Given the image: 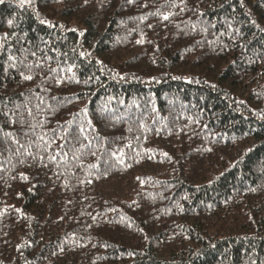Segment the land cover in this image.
Instances as JSON below:
<instances>
[{"label":"trees","instance_id":"1","mask_svg":"<svg viewBox=\"0 0 264 264\" xmlns=\"http://www.w3.org/2000/svg\"><path fill=\"white\" fill-rule=\"evenodd\" d=\"M0 264H264V0L2 3Z\"/></svg>","mask_w":264,"mask_h":264},{"label":"snow or ice","instance_id":"2","mask_svg":"<svg viewBox=\"0 0 264 264\" xmlns=\"http://www.w3.org/2000/svg\"><path fill=\"white\" fill-rule=\"evenodd\" d=\"M132 2H133V0H128V3H132ZM0 3H3V0H0ZM30 3H31V0H20V6L21 7L25 6L26 4H30ZM164 19L167 20L168 16H164ZM41 22L44 23V21H41ZM8 23H9V25H11L12 21L9 20ZM5 39H6V37H5ZM32 55H35V53H32ZM24 67L30 70L32 68V65L28 64V65H25ZM21 75L23 76V78L25 80H31L32 79V77L30 75H24L23 72L21 73ZM50 159L55 160L56 158L50 157ZM22 179H27V177L22 176Z\"/></svg>","mask_w":264,"mask_h":264},{"label":"rangeland","instance_id":"3","mask_svg":"<svg viewBox=\"0 0 264 264\" xmlns=\"http://www.w3.org/2000/svg\"><path fill=\"white\" fill-rule=\"evenodd\" d=\"M6 1H9V0H3V3L4 2H6ZM10 1H15V2H17L18 0H10ZM2 3H0V5H1ZM62 22V21H61Z\"/></svg>","mask_w":264,"mask_h":264}]
</instances>
